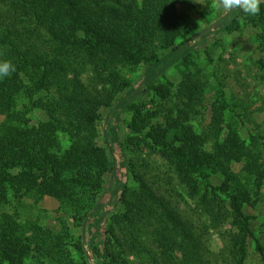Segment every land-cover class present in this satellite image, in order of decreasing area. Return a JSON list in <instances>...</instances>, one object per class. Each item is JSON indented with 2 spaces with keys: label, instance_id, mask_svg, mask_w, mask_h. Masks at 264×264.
Returning a JSON list of instances; mask_svg holds the SVG:
<instances>
[{
  "label": "trees",
  "instance_id": "1",
  "mask_svg": "<svg viewBox=\"0 0 264 264\" xmlns=\"http://www.w3.org/2000/svg\"><path fill=\"white\" fill-rule=\"evenodd\" d=\"M179 4L202 18L224 13L216 0H0V60L16 66L0 78V264H26L30 257L38 264H89L77 233L89 216L97 226L88 234L92 249L105 258L99 264H206L196 223L177 205L186 196L196 203L193 214L231 219L243 264L244 240L253 235L246 210L264 185V159L256 141L240 134L227 77L210 66L220 40L214 37L226 31L255 30L252 42L264 53V3L256 16L237 12L117 110L124 117L125 166L115 170V208L99 212L112 182L103 132L110 118L103 110L163 52L205 27ZM257 64L264 71V59ZM209 110L210 123L201 129L197 121ZM152 156L168 165L164 179L153 180ZM173 184L184 191L169 190ZM47 198L58 203L53 227L32 211ZM105 213L101 252L96 240Z\"/></svg>",
  "mask_w": 264,
  "mask_h": 264
},
{
  "label": "rangeland",
  "instance_id": "2",
  "mask_svg": "<svg viewBox=\"0 0 264 264\" xmlns=\"http://www.w3.org/2000/svg\"><path fill=\"white\" fill-rule=\"evenodd\" d=\"M203 2H205V0H202V3ZM195 3L197 5L199 4L196 0ZM178 8L183 12L193 14L201 23H204V25L206 24L203 29L215 25L219 20L223 19L224 16L227 15L223 13L219 18L214 19L215 12L211 11L205 16V18H202L195 10L190 9L188 5L179 4ZM254 32L255 30L248 29L245 34L230 35L226 31L221 35L215 36L214 38L218 37L220 40L219 45L212 47L215 61L211 64L210 68L211 71H215L219 75L227 77L228 97L230 103L239 114L242 119L241 121H243L240 134L248 143L256 141V144L262 149V157L264 159V71L260 70L257 64L259 60L264 59V53L260 52L252 42L251 36ZM207 40H211V37ZM207 42L208 41L204 44ZM169 51L170 50L163 52L157 60ZM205 66H207L206 63ZM148 69L149 68L145 67L141 75ZM139 77H137V79ZM133 83L125 91L129 90L133 86ZM139 94L140 93H138L137 96ZM116 103L117 101L110 109L103 110L106 119L111 117V113L115 108ZM211 118L212 113L211 110H209L206 118L202 120L200 119V123L197 121L198 126L202 129L205 124L210 123ZM123 119L124 117H119L117 113V119L115 121L117 147H115L111 137V124L109 125L108 121H105L103 126V132L107 135L110 143V157L112 161V167L108 173L107 179L110 178L112 182L110 184L108 183L109 189L104 193V197L106 198L107 196L108 199H106L105 203L102 207H100V213H104L106 210L107 213L111 212L118 202V195L115 191L117 179H115L116 171L114 170V164L118 162V167L125 166L124 162L126 160V156L123 150V143L125 139ZM229 121H231V118L227 115V117L221 119V125L225 126ZM253 136L254 138H252ZM149 162H152L153 165L154 172L151 175L153 180L164 179L166 176L164 170L165 167L167 168L168 166H165L166 162L164 163L161 159L155 156L150 157ZM233 167L236 171H240L242 164L234 163ZM122 172H125V175L121 179L123 180V183H126L127 171L124 169ZM174 186L178 187L176 184L169 185V190H171ZM179 190L181 193L184 191L182 188H179ZM186 198L187 199L185 200L182 197L177 198V205L180 206L181 211H183L186 215H189L196 223V239L199 245V251L202 253L206 264H239L238 258L241 254V247L238 243V229H236V227L232 224L231 219L226 216L216 218L215 216H211L212 214H209L207 211H201L199 214L197 210L194 211L193 214L192 210L196 207V203L189 197L186 196ZM107 200L109 201L107 202ZM256 200L257 202L255 206L253 208L248 207L246 210L253 216V219L251 220L253 235H247L244 240L243 250H245V259L243 264H264V257L258 249V245L262 246L264 249V185L260 190V195L256 197ZM187 202L189 203L187 204ZM57 207L58 203L55 200L47 198L39 205L38 208L40 209L32 208V211L35 215H40V212H42L44 215H41V217H44V222H46L48 226L53 227L57 224L55 214V209ZM107 213H105V218L100 226L101 236L96 240V242L98 241V244L103 245V247L100 245L99 249L104 248V250L106 248L103 240L106 238L105 219ZM70 224L72 226V222H70ZM74 231L76 230L74 229ZM78 231L77 233L81 235L84 240L86 226H81ZM88 238L89 241H92L89 235ZM104 250L100 249L101 252ZM100 259L102 263L105 260V258L102 259V257H99L98 261L93 258L92 264H98ZM87 261L91 264L88 254ZM26 264L38 263L35 259H33V257H30L26 260ZM45 264L49 263L46 262Z\"/></svg>",
  "mask_w": 264,
  "mask_h": 264
},
{
  "label": "water",
  "instance_id": "3",
  "mask_svg": "<svg viewBox=\"0 0 264 264\" xmlns=\"http://www.w3.org/2000/svg\"><path fill=\"white\" fill-rule=\"evenodd\" d=\"M237 12L238 10L228 13L215 25L203 29L199 33L194 34L186 41L178 44L175 48L171 49L163 57L157 60L156 63L152 67H150L146 72H144L137 80H135L133 86L119 97L110 117L111 137L115 144V147L118 146L117 135L115 130L117 110L121 107H124L129 99H131L132 97L140 93L143 89H145L150 80L156 77L170 62L180 57V55L183 54L185 51L191 49L202 41L207 40L211 36L215 35L219 30L229 24L234 19ZM117 167L118 162L114 164V170H116ZM110 180L111 179L108 178L107 181L110 182Z\"/></svg>",
  "mask_w": 264,
  "mask_h": 264
},
{
  "label": "clouds",
  "instance_id": "4",
  "mask_svg": "<svg viewBox=\"0 0 264 264\" xmlns=\"http://www.w3.org/2000/svg\"><path fill=\"white\" fill-rule=\"evenodd\" d=\"M202 3V0H196ZM264 0H216V6L223 10L225 14L239 10L247 16H256L261 12V4ZM16 71V66L11 60H0V78L10 76Z\"/></svg>",
  "mask_w": 264,
  "mask_h": 264
},
{
  "label": "built area",
  "instance_id": "5",
  "mask_svg": "<svg viewBox=\"0 0 264 264\" xmlns=\"http://www.w3.org/2000/svg\"><path fill=\"white\" fill-rule=\"evenodd\" d=\"M101 201L102 203L104 204L105 203V197L104 195L102 196L101 198ZM91 222V226L90 227H87ZM86 234H85V238H84V242H83V245H84V248H85V253H86V256L88 254L89 258H90V263L92 264V259L95 258L97 261H98V257L95 253V251L92 249V244H93V241H89V238H88V234L89 232L94 228L96 229V222L95 220L92 218V216H89L88 219L86 220ZM99 264V262H98Z\"/></svg>",
  "mask_w": 264,
  "mask_h": 264
},
{
  "label": "crops",
  "instance_id": "6",
  "mask_svg": "<svg viewBox=\"0 0 264 264\" xmlns=\"http://www.w3.org/2000/svg\"><path fill=\"white\" fill-rule=\"evenodd\" d=\"M108 189H109V185H108Z\"/></svg>",
  "mask_w": 264,
  "mask_h": 264
}]
</instances>
